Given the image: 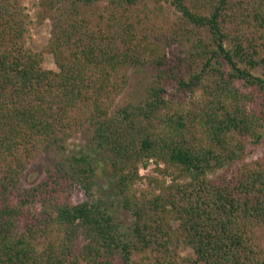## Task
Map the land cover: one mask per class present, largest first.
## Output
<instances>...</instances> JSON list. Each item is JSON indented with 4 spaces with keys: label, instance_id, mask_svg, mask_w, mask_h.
Listing matches in <instances>:
<instances>
[{
    "label": "trees",
    "instance_id": "trees-1",
    "mask_svg": "<svg viewBox=\"0 0 264 264\" xmlns=\"http://www.w3.org/2000/svg\"><path fill=\"white\" fill-rule=\"evenodd\" d=\"M25 1L0 0V264H264V154L246 159L264 143V0H37L41 50ZM134 67L151 84L116 105Z\"/></svg>",
    "mask_w": 264,
    "mask_h": 264
},
{
    "label": "rangeland",
    "instance_id": "rangeland-1",
    "mask_svg": "<svg viewBox=\"0 0 264 264\" xmlns=\"http://www.w3.org/2000/svg\"><path fill=\"white\" fill-rule=\"evenodd\" d=\"M36 1L37 0H26L25 5L27 10L31 16V25L29 28V32L27 34V43L32 46L35 50H41L48 41L50 34V21L48 19L43 20L42 22H36ZM166 11L171 17L174 19L176 17V12L173 7L169 5H165ZM43 66L46 68H54V64L52 61V57L50 54H45ZM153 71L150 67H134L129 71V79L126 87L122 91V93L116 99V105H123L128 102H135L144 98L146 94L147 87L151 84ZM91 132L89 129L84 128L81 132L75 134L71 137L66 144V151L64 154L50 151L44 153L36 162L29 165L25 170L24 175L21 179L22 184L25 186H29L37 182L42 175L45 173V170L56 160L60 159L62 156H67L71 150L80 149L84 147L91 138ZM264 154V143L257 145L255 147H251L250 150L246 153V159H251L258 157ZM107 167V166H106ZM154 168V163L149 161L145 168H140V175L145 176L147 173L152 171ZM99 178L98 184L94 186L92 192V197L97 198L102 194L103 191L107 193L106 181H103V178L107 179V174H109V169H106V173L101 169H98ZM145 179H140L138 181L139 185H144ZM106 189V190H105ZM73 198L75 201L83 200L86 198L83 191L76 189ZM114 214L122 220L124 223H129L131 221V215L128 211L120 210L114 212ZM180 255L182 259L179 261V264H188L186 261V257L192 255L190 249H182L180 251Z\"/></svg>",
    "mask_w": 264,
    "mask_h": 264
}]
</instances>
